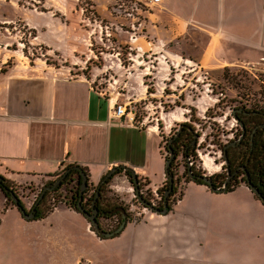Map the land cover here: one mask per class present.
I'll return each instance as SVG.
<instances>
[{
	"label": "rangeland",
	"instance_id": "374dc122",
	"mask_svg": "<svg viewBox=\"0 0 264 264\" xmlns=\"http://www.w3.org/2000/svg\"><path fill=\"white\" fill-rule=\"evenodd\" d=\"M159 14L140 0H0V107L11 76L81 78L104 98L126 105L135 115L136 128L156 133L166 160L171 136L179 126H189L197 136L190 153L193 169L223 181L222 148L239 126L233 111L242 107L264 112V64L198 68L193 57L200 50L188 48V41H168ZM171 167L176 189L172 199L182 202L165 219L151 217L154 213L138 201L132 179L125 175L122 180V172L103 188V206H120L131 219L118 236L102 242L87 219L93 236L68 223L16 228L19 233L60 235L46 239L43 252L23 263L38 259L39 264H64L67 249L69 264H75L74 255L82 264H264L263 210L246 189H237H248L246 182L238 179L234 191L212 193L186 187L190 182L184 159H174ZM65 170L60 168L44 184L9 186L29 213L43 189ZM76 180L72 176L60 190L47 191L41 211L68 206ZM138 183L140 196L163 209V192L152 193ZM96 187H88L87 199ZM4 198L0 191V219L14 205ZM84 208L90 210V201ZM98 224L100 232L111 233L121 222L116 215L100 218Z\"/></svg>",
	"mask_w": 264,
	"mask_h": 264
},
{
	"label": "crops",
	"instance_id": "0c3cea01",
	"mask_svg": "<svg viewBox=\"0 0 264 264\" xmlns=\"http://www.w3.org/2000/svg\"><path fill=\"white\" fill-rule=\"evenodd\" d=\"M140 1L163 15L168 41H188V48L200 50L193 57L198 68L250 69L264 64V0ZM114 103L81 78L50 73L9 77L0 107V177L11 185L44 184L60 168L77 166L86 173L88 186L96 187L111 170L124 167L134 172L146 190L156 193L166 183L160 138L115 119ZM190 185L210 192L192 182L186 187ZM237 189H246L264 215V205L249 189ZM56 215L62 218H52ZM151 217L162 220L167 216ZM45 222L50 228L74 224L93 236L86 218L66 205L31 221L12 205L0 219V264H26L29 256L43 252L46 239L60 237L15 231ZM106 240L110 239L102 242ZM65 250L63 262L69 264L67 253L71 252ZM72 259L82 264L75 255ZM32 260L39 264L38 259Z\"/></svg>",
	"mask_w": 264,
	"mask_h": 264
},
{
	"label": "flooded vegetation",
	"instance_id": "af4514ba",
	"mask_svg": "<svg viewBox=\"0 0 264 264\" xmlns=\"http://www.w3.org/2000/svg\"><path fill=\"white\" fill-rule=\"evenodd\" d=\"M233 116H236L239 119V121L242 123V126L239 124L238 129L235 130V135L233 138L222 148V159L224 155H226L228 158V165H225V179L220 181L215 180L214 178L213 183L221 186L222 184H232L239 179L240 181L246 182V185L249 183L252 187H254L259 195L256 196L264 200V121H250V118L252 119L257 115L247 114L242 107L233 111ZM181 137L190 139L189 142L191 144L188 145V141L186 139L184 144L180 145L178 140H180ZM196 142L197 136L194 134V131L189 126L181 125L178 127L176 133L171 136L167 144V149L168 146H170L173 152L174 150L177 152V155L174 152L176 156L175 159L178 157L184 159V165L186 167L185 170L187 171V174H190L191 171L194 170L192 161L193 156H190V153L195 151L197 146ZM179 152L180 156H178ZM70 172L71 171H66L61 176L63 177L61 183L66 180ZM108 180L106 182H108ZM67 181L68 180H66V182ZM100 184L93 190L94 193L98 191V187L100 191L105 185H101L100 187ZM94 199L95 197L90 199V210L84 208L85 211L89 214H92V210L97 209V220L100 218H105L106 215L103 214L101 210L96 208L98 198L95 203H93ZM87 200L88 199L84 200V204H86ZM93 205L94 208L92 207Z\"/></svg>",
	"mask_w": 264,
	"mask_h": 264
},
{
	"label": "trees",
	"instance_id": "16d2710c",
	"mask_svg": "<svg viewBox=\"0 0 264 264\" xmlns=\"http://www.w3.org/2000/svg\"><path fill=\"white\" fill-rule=\"evenodd\" d=\"M245 112L247 114H249V115H251V114L257 115V116H255L252 119L250 118V121H253V120L264 121V112H259L257 110L245 111ZM234 117L237 119L238 122H240L239 119L236 116H234ZM186 139L188 141L187 144L190 145L191 144L189 142L190 139H188L186 137H181V139L178 140V143L180 145H182V144H184V142L186 141ZM263 152H264V150H263ZM76 167L77 166H68L67 167V169H71V172L67 176L66 180H69L72 176H77V180H76L77 188H76V191L73 194V196H72V198L70 200L71 202H70V204H68V206L71 209H73L74 211L80 213L79 210H78V205H82L83 208L85 207L84 200L87 199L86 196H85L87 192L84 193V195H83V201L80 202L79 201V192H80V185H81V177L79 175V172L75 169ZM122 172L127 177L131 178L130 173L127 172V171H123L122 168L118 169L116 173H122ZM191 174L193 175L192 178L190 177L189 174H187V175H189L188 176L189 182H192V183H194L196 185H199V186H205V187H207L206 184L200 179L201 177H204V176H201L200 174L194 172V170L191 171ZM169 176L173 177L172 167H170L166 171V183L164 184V186L160 190H158V193L159 194L163 192V195H162V204L163 205H164V197H165V194L169 190V182H168V177ZM209 179L212 180V188H210V187H207V188L212 193H217L215 190H217L219 188H222V186H224V184H222L221 186L214 184L213 183V179L214 178H212V177H210ZM66 180L63 183H60L59 186L54 190V192L60 190L62 188V186L66 183ZM234 183H232V184H226V192L225 193H229V192H232V191L235 190V189H231V187L233 186ZM50 185L52 186V184H50ZM103 188L104 187H102L101 190L99 191V197H98V200H97L96 208H98L99 210H101V212H103V214L106 215L105 218L112 217V216H116L117 215V216L120 217V222L122 223L124 221V216H125L126 223L127 222H130L131 219L127 216V214L125 213V211L120 206H118V207L117 206H112V207L109 206L110 207L109 209H107L108 207L106 205L103 206V203H104V198H103L104 189ZM0 191L4 194V196L6 197V199H8L10 201H12L11 193H13L14 196H15V198L18 199L16 197L15 193L13 192L12 188L9 186V184L7 183V181L4 180V179H2L1 182H0ZM175 192H176V189H175V186L173 184L172 191L169 194V199H168V203H167V211L168 212H170L172 210V206L177 202V201H173V199H172L173 196H174V194H175ZM95 193L94 192L92 193V195L86 201V204L90 201L91 198H94L95 197ZM135 193H136V191H135ZM47 195H48V193L46 192L45 195H44V197L38 203V205L36 207H33L34 208L35 220L43 219L44 217H46L47 214L50 213V211H48V212L41 211V209H42V207L44 205V202H45V198H46ZM254 196L256 197V199H258L264 205V200H262L261 198H258L256 195H254ZM18 203H19V206L17 207V209L21 213V211L24 210V208H23L21 202H18ZM95 234L97 235V237L101 238L102 240H105V238L99 232H95ZM118 235H116V236H118ZM116 236H114V237H116Z\"/></svg>",
	"mask_w": 264,
	"mask_h": 264
},
{
	"label": "water",
	"instance_id": "95a60500",
	"mask_svg": "<svg viewBox=\"0 0 264 264\" xmlns=\"http://www.w3.org/2000/svg\"><path fill=\"white\" fill-rule=\"evenodd\" d=\"M238 124H240L242 126L241 122H238ZM168 152H169V158L167 160H165L166 171L171 167V163L173 162V160L176 157L174 152H173V150L170 148V146H168ZM223 162H224L225 165H228V158H227L226 155L223 156ZM75 169L79 172V175L81 177V185H80V192H79V201L81 202V201H83L84 192L88 189V178H87L86 173L80 167H76ZM122 169L124 171H127V172L130 173L131 179H132L131 183H132V185L134 187V190L136 191V197L138 198V201L146 209L150 210L152 213L157 214V215H161V216L166 215L168 213V211H167L168 196H169L170 192L172 191V187H173V184H174L173 177H171V176L168 177L169 190L166 192L165 197H164L163 209H158V208H155L154 206H152L147 201H145L142 198V196H140L139 183H138L137 177L134 174V172L132 170H129V169L124 168V167H122ZM117 170L118 169L111 170L105 176L104 180L101 182L100 187H101V185H104L105 182L108 179L112 178L116 174ZM69 171H71V170L70 169L67 170V172H69ZM189 175H190L191 178L193 177V175L191 173ZM62 179H63V177L59 178L54 184H52L51 187H45L43 189V192L40 194L37 202L35 203L34 207H36L38 205V203L44 197V195H45V193L47 191H54L59 186V184L61 183ZM200 179L206 184L207 187L212 188V180L211 179H209L207 177H201ZM1 180H2V178L0 177V182H1ZM247 187L254 195L259 196L257 191L254 189V187H252L249 183H248ZM215 191L217 193H225L226 192V185L222 186V188H219V189H217ZM98 196H99V187H98V191L95 194V199H94L93 203H95V201L97 200ZM11 198H12L14 206H16V208H17L19 206L18 199L15 198L13 193H11ZM92 207L94 208V205ZM78 210L90 222V224L93 227L94 231L95 232H99L105 239L114 238V236H116V235H118V234H120L122 232V230L124 229V227L126 225L125 216H124V221L121 223V225L119 226V228L117 230H115L114 232H111V233H102V232H100V227H99L98 220H97V215H98V210L97 209H93L92 210V214H89L88 212L85 211V209L82 207V205H78ZM21 215L27 221H31V220L35 219L34 209H32L31 212H29V213H26L25 210H22L21 211Z\"/></svg>",
	"mask_w": 264,
	"mask_h": 264
},
{
	"label": "built area",
	"instance_id": "2783aa9c",
	"mask_svg": "<svg viewBox=\"0 0 264 264\" xmlns=\"http://www.w3.org/2000/svg\"><path fill=\"white\" fill-rule=\"evenodd\" d=\"M153 1H154V3L162 2V0H153ZM127 109H128L127 106L124 104L114 103L113 107L111 108L112 116L115 119L120 120L129 126L135 127V125L133 124L134 119H135V115L130 110L128 112ZM4 200L6 202V198H4Z\"/></svg>",
	"mask_w": 264,
	"mask_h": 264
}]
</instances>
